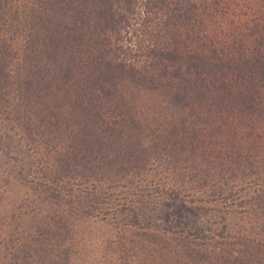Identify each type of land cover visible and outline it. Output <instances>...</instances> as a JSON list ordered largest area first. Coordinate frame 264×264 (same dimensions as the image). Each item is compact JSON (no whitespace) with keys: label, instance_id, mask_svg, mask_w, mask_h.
<instances>
[{"label":"trees","instance_id":"16d2710c","mask_svg":"<svg viewBox=\"0 0 264 264\" xmlns=\"http://www.w3.org/2000/svg\"><path fill=\"white\" fill-rule=\"evenodd\" d=\"M0 264H264V0H0Z\"/></svg>","mask_w":264,"mask_h":264}]
</instances>
